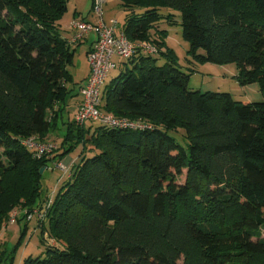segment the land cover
Wrapping results in <instances>:
<instances>
[{
  "label": "trees",
  "instance_id": "obj_1",
  "mask_svg": "<svg viewBox=\"0 0 264 264\" xmlns=\"http://www.w3.org/2000/svg\"><path fill=\"white\" fill-rule=\"evenodd\" d=\"M121 2L127 37L155 51L123 63L102 109L139 128L70 118L80 91L59 23L68 0H0V230L18 203L25 218L37 203L45 256L21 264H264V101L192 89L159 29L175 16L161 8L179 10L193 57L236 62L240 82L264 93V0ZM57 127L53 159L82 150L48 206L40 169L51 160L23 141Z\"/></svg>",
  "mask_w": 264,
  "mask_h": 264
},
{
  "label": "rangeland",
  "instance_id": "obj_2",
  "mask_svg": "<svg viewBox=\"0 0 264 264\" xmlns=\"http://www.w3.org/2000/svg\"><path fill=\"white\" fill-rule=\"evenodd\" d=\"M78 6L79 13H77L78 18H83L91 12V1L89 0H68V11L60 19L59 23L63 26L65 32L70 30L72 20L75 16V8ZM104 11L113 14L118 20L119 25L123 27L125 22V10L122 6L121 0H109V4H105ZM160 12L167 16L168 14H174V22H162L159 24V29L165 30L164 41L166 46L164 51L167 52L168 48L173 50V59L175 64L179 66L185 73L190 74V87L194 90L205 91H215V92H229L234 99L241 101H264V93L261 90L259 83L252 84H242L239 80V67L236 62L227 64H216L212 62H202L197 58L193 57L189 52V43L183 37L182 31V18L181 12L176 9L163 7ZM104 14V15H105ZM87 44L79 43L74 44L76 47V57L74 65L69 67L71 73L73 74L76 83L75 91L78 92L80 84L85 81V76L88 73L89 61L86 52ZM200 52H203L200 50ZM173 59H168L164 55H159V62L165 63L167 60L173 62ZM114 60L118 64L117 68L111 69L106 77V82L103 88L104 95L107 91L110 82L116 78L123 69H125L124 64L127 61L121 57H114ZM90 69V67H89ZM81 98L80 95L71 99L68 104V110L70 111V118H73V110L77 100ZM67 113V112H66ZM68 114V113H67ZM74 119V118H73ZM91 123V122H89ZM87 123V124H89ZM86 124V125H87ZM96 125H98L96 123ZM38 139L39 137L36 136ZM179 137V136H178ZM180 138V137H179ZM45 142L52 143L55 148L52 152L45 154L51 162L49 166L44 168L43 174V185L49 195L52 194L55 188H61V186L66 182L67 176H63L64 172L58 168V163L62 162L64 164L70 165L73 161L76 163L80 160L81 146L78 145L74 148L69 155L70 162L53 159L58 147L63 141V131L62 128L57 127V130L52 132ZM180 143L187 145V140L180 139ZM64 157V159L66 158ZM41 170V169H40ZM186 171L180 177V182L185 181ZM26 201V200H25ZM27 202V201H26ZM35 204V205H34ZM33 210L38 207L37 203H34ZM26 203H18V205L12 210H19L21 212L19 217V222L15 225H11L2 231L0 237V264H21V262L28 256H45L46 246L42 243L41 228L38 225V218L34 216L32 220L25 218L23 214L25 209L23 208ZM8 220V219H7ZM5 220L4 223L7 221ZM28 225L27 229L25 226ZM48 221L46 220V226Z\"/></svg>",
  "mask_w": 264,
  "mask_h": 264
},
{
  "label": "built area",
  "instance_id": "obj_3",
  "mask_svg": "<svg viewBox=\"0 0 264 264\" xmlns=\"http://www.w3.org/2000/svg\"><path fill=\"white\" fill-rule=\"evenodd\" d=\"M105 4L106 0H93L92 11L96 16V20H78L72 25L75 33L69 38V42L73 45L82 41L89 33H94L97 36L94 48L87 55L90 73L86 84L80 89L81 101L74 114V120L78 125H86L89 122H102L116 127L139 128L140 125L117 118L102 109L104 101L103 88L109 71L118 66L114 60L115 56L128 61L135 54L137 48H143L145 51H155V48L149 43L131 41L116 18L106 20L104 17ZM23 143L36 157H42L55 148L52 143L40 141L37 137L26 138ZM57 166L64 172L63 176L70 175V165L59 162ZM50 196L48 203H51L53 197L52 194ZM50 203L48 206H50ZM20 214L21 212L17 209L11 212L8 220L0 230V237L3 229L18 223ZM34 216L44 219L45 212L36 208L27 214L26 219L32 220Z\"/></svg>",
  "mask_w": 264,
  "mask_h": 264
},
{
  "label": "crops",
  "instance_id": "obj_4",
  "mask_svg": "<svg viewBox=\"0 0 264 264\" xmlns=\"http://www.w3.org/2000/svg\"><path fill=\"white\" fill-rule=\"evenodd\" d=\"M89 1V0H88ZM91 1V12L89 13V14H87V16H83V18H78L76 15H77V13H79V9H78V6L75 8V16H74V20H72V24H71V26H70V30L69 31H67V32H65V30H64V28H63V26H61V24H60V27H61V29L63 30V35L67 38V39H69V38H71L73 35H74V33H75V29L73 28V23L75 22V21H78V20H87V21H95L96 20V16L94 15V13H93V11H92V8H93V0H90ZM107 4H109V0H106V5ZM104 17L106 18V20H109L110 18H115V16L113 15V14H111V13H109V12H107L106 11V14L104 15ZM96 35L94 34V33H89V34H87L86 36H85V38L82 40V41H79L77 44H83V43H85V44H87V48H86V52H87V55H88V53H89V51H91L93 48H94V46H95V44H96ZM89 73H90V69H89V67H88V73H87V75L85 76V81L82 83V84H80V88L82 87V86H84L85 84H86V82H87V78H88V76H89ZM78 91H80V89L78 90ZM80 95V94H79ZM73 100V99H72ZM80 101H81V98H79V100H77V102H76V104H75V107H74V112H73V115L75 114V112H76V109H77V107H78V105H79V103H80ZM71 102V101H70ZM74 118V117H73ZM63 161H65L66 163H68V162H70L71 160H70V157H66L65 159L63 158L62 159Z\"/></svg>",
  "mask_w": 264,
  "mask_h": 264
},
{
  "label": "water",
  "instance_id": "obj_5",
  "mask_svg": "<svg viewBox=\"0 0 264 264\" xmlns=\"http://www.w3.org/2000/svg\"><path fill=\"white\" fill-rule=\"evenodd\" d=\"M40 172L43 173V172H44V168H42V169L40 170Z\"/></svg>",
  "mask_w": 264,
  "mask_h": 264
}]
</instances>
